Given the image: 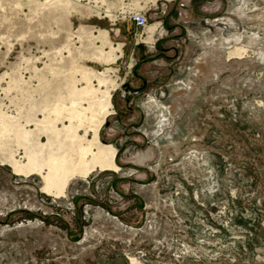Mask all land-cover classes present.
<instances>
[{"label": "rangeland", "instance_id": "1", "mask_svg": "<svg viewBox=\"0 0 264 264\" xmlns=\"http://www.w3.org/2000/svg\"><path fill=\"white\" fill-rule=\"evenodd\" d=\"M55 129L119 169L15 175ZM132 261L264 264V0H0V264Z\"/></svg>", "mask_w": 264, "mask_h": 264}, {"label": "bare ground", "instance_id": "2", "mask_svg": "<svg viewBox=\"0 0 264 264\" xmlns=\"http://www.w3.org/2000/svg\"><path fill=\"white\" fill-rule=\"evenodd\" d=\"M110 100V99H109ZM95 134L93 143L76 154V149L58 148L53 150L51 141L53 136L59 137L61 130H53V135L45 133L47 143L43 144L39 136L28 141L32 133L26 132V143L21 144L24 149L25 162L19 160L10 162L9 166L17 176L30 178L37 175L41 178V192L54 197H63L70 181L74 178H86L95 171H117V151L112 146H103ZM2 137V135H1ZM134 260V259H133ZM135 264V262L132 261Z\"/></svg>", "mask_w": 264, "mask_h": 264}, {"label": "built area", "instance_id": "3", "mask_svg": "<svg viewBox=\"0 0 264 264\" xmlns=\"http://www.w3.org/2000/svg\"><path fill=\"white\" fill-rule=\"evenodd\" d=\"M133 21L138 30H144L148 25V17L143 13L136 14Z\"/></svg>", "mask_w": 264, "mask_h": 264}, {"label": "flooded vegetation", "instance_id": "4", "mask_svg": "<svg viewBox=\"0 0 264 264\" xmlns=\"http://www.w3.org/2000/svg\"><path fill=\"white\" fill-rule=\"evenodd\" d=\"M106 146H113V145H106ZM114 147V146H113ZM115 148V147H114ZM116 149V148H115ZM116 151H117V149H116Z\"/></svg>", "mask_w": 264, "mask_h": 264}]
</instances>
